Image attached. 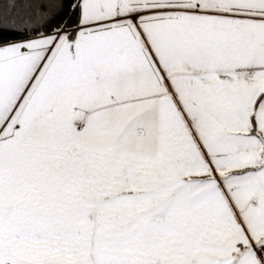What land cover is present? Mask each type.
I'll return each mask as SVG.
<instances>
[{
    "label": "snow or ice",
    "instance_id": "obj_1",
    "mask_svg": "<svg viewBox=\"0 0 264 264\" xmlns=\"http://www.w3.org/2000/svg\"><path fill=\"white\" fill-rule=\"evenodd\" d=\"M0 264H264V0H0Z\"/></svg>",
    "mask_w": 264,
    "mask_h": 264
}]
</instances>
